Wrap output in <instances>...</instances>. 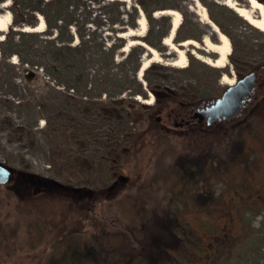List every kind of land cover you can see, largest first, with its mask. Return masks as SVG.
<instances>
[{"label": "rangeland", "instance_id": "374dc122", "mask_svg": "<svg viewBox=\"0 0 264 264\" xmlns=\"http://www.w3.org/2000/svg\"><path fill=\"white\" fill-rule=\"evenodd\" d=\"M14 1L0 0V14L12 15L9 27L0 31V160L95 195L87 201L60 189L39 194L31 184H22L17 193V175L0 184V264H150L139 240L149 239L146 229L166 228L157 216L170 218L178 245L172 260L156 264H264V204L243 205L238 223L223 226L214 200L235 164L264 181V87L256 89L234 122L176 126L166 117L168 106L220 97L229 86L224 75L237 79L238 67L264 60V31L228 0H118L117 7L131 11L136 6L138 18L141 12L146 16L145 32L133 36L128 35L132 28H107L114 13L110 0H64L59 30L56 3L20 0L15 6ZM233 1L258 15L248 0ZM140 2L153 10V18ZM201 6L230 39L232 51L223 67L196 55L217 57L203 42L205 36L218 38L202 18ZM171 8L181 13L175 43L192 38L200 45L179 46L187 51L186 66L176 64L177 53L163 38L155 60L144 45H128L133 39L151 46L148 40L171 25L170 15L155 13ZM22 15L36 26L42 16L46 25L25 31L15 23ZM135 31H141L139 25ZM80 35L84 43L72 48L69 44L76 45ZM121 38L125 47L113 55V63L103 48ZM133 47L144 51L137 78L145 95L129 91L138 89L126 77L132 72L128 55ZM145 61L149 65L140 75ZM168 90L173 91L170 99L165 98ZM141 104L155 108L153 118H164L151 121ZM251 126L256 131L244 133ZM120 175L127 180L110 189ZM132 204L138 210L133 220L124 213ZM134 223L142 230L140 238ZM69 233L84 239L82 254L63 253L68 244L62 237Z\"/></svg>", "mask_w": 264, "mask_h": 264}, {"label": "trees", "instance_id": "16d2710c", "mask_svg": "<svg viewBox=\"0 0 264 264\" xmlns=\"http://www.w3.org/2000/svg\"><path fill=\"white\" fill-rule=\"evenodd\" d=\"M261 1V0H260ZM264 2V0H262ZM50 3H56L57 6L59 7V12L56 17V27L58 30L61 27L62 22H64L62 16H61V9L60 7L63 5L64 0H50ZM119 3L118 0H110L109 4L111 6V9L114 10V13L112 14V17L108 19V25L107 28L112 29L115 31L117 27L120 25V29H125V28H136L138 23V8L136 6L132 7L131 11H124L123 9L117 7V4ZM20 4V0H15L14 5L18 6ZM143 10L150 15L151 18L152 16V11L150 10L149 6L145 4L144 2H140ZM70 4H68L69 6ZM39 9V8H36ZM35 11V9H34ZM44 15L47 19L48 25H51V21L48 18L49 16L44 12ZM125 16H127V21H125ZM162 18H167V16L163 15L161 16ZM15 23L20 24L22 26L24 25H36L33 22H29L28 20L25 19V16L22 15L20 18H17L15 20ZM51 27H53L51 25ZM151 31V30H150ZM152 32V31H151ZM159 36L156 38V40H148L149 44L152 47L158 48L157 42H161V39L164 38L168 34V29H162L161 31L158 32ZM58 35V34H57ZM78 43L76 45L69 44L72 48H80L82 44L84 43V38L82 35L79 36ZM73 42V41H72ZM125 47V41L123 38H121L120 43L118 44H112L110 46H106L103 48L104 52L108 54H112V62L114 63L113 55L117 52L119 48H124ZM143 48L138 47V48H131L129 55L132 58V72L126 73V77L130 78L129 82H134L137 86L138 89L136 88H131L129 91L133 96L136 95H145V90L141 84V82L137 78V73L138 69L141 65V58L143 54ZM33 61V60H31ZM29 62V61H27ZM30 63V62H29ZM108 65L111 63L109 60L106 62ZM264 65V60H262L260 63H255L253 65H249L248 67L242 66L238 67L237 70H239L238 77H242L243 74L253 71V69H256L257 66H262ZM132 76V77H131ZM107 80H113V77L107 75L106 76ZM130 85V84H128ZM124 90L127 89L128 86H123ZM123 90V91H124ZM173 94V91L168 90L165 94V98L170 99L172 98L171 95ZM209 99L205 98L203 101H207ZM135 103H140L138 100L134 99L133 100ZM201 101V102H203ZM198 103L196 102H188V104H184L181 106H168L166 107V115L169 114L170 112H176V113H185L190 111L193 107H195ZM144 108H147L152 114L150 118L151 121L155 122L157 121L156 118H153V112H155V108L143 105L141 104ZM165 109V108H164ZM157 111V110H156ZM161 111V110H158ZM159 113V112H158ZM256 131L255 126H251L247 129H245L246 134H253V132ZM133 138V135L131 136V139ZM133 140V139H132ZM120 168H123V166L120 164ZM228 176V181L225 189L217 196L215 197V204L219 208L220 213L218 214V220L219 223L223 226H226L229 222L237 224L239 217H240V210L243 205H245V208L248 206H253L259 208L260 205L264 204V181H261L257 176H255L253 173H246L243 169H241L238 165L235 164L234 169L229 170L227 173ZM22 185H19L18 188H13L14 192L17 191V193L21 190L19 187ZM47 190V192L52 193L48 189L41 188L40 191L38 192L39 194L42 193L43 191ZM109 190V189H108ZM37 193V192H34ZM68 193V192H67ZM94 193V192H93ZM77 195H80L84 197V200L90 201L93 198V195L90 192L87 191H81L76 193ZM37 195V194H36ZM130 200V199H127ZM136 205L132 204L131 209L128 211H125V215L129 216L132 220L135 218L133 214L137 212L136 210ZM157 220H159L161 223L166 222V228H162V230L159 232L157 231L156 228H150L146 229L144 233L148 234L146 238H149L148 240H139L144 244V248L146 250V258L150 262V264H156L159 262L160 259L162 258H168L172 260L175 257V246L176 244L178 245L177 241V236L172 228V221L170 218H164L157 216ZM212 221V219H207L205 221V224H209ZM170 224V226H169ZM165 227V226H164ZM134 228V233L136 234L137 237H139L138 231L140 228L138 227V224H133ZM142 231V230H140ZM145 235V234H144ZM65 239V242L68 244V247L64 250V254L68 256L70 255H76V254H82L84 252V239L82 236H77L74 235L73 233H69L67 236L64 235L62 239ZM140 238V237H139ZM144 242V243H143ZM58 257L55 255L52 260L56 261ZM74 258V257H73ZM203 257L199 258L200 263L203 261Z\"/></svg>", "mask_w": 264, "mask_h": 264}, {"label": "bare ground", "instance_id": "6f19581e", "mask_svg": "<svg viewBox=\"0 0 264 264\" xmlns=\"http://www.w3.org/2000/svg\"><path fill=\"white\" fill-rule=\"evenodd\" d=\"M248 1L250 5L254 9H256V11L258 12V15L253 14L252 11H248L246 8L242 6H238L237 3L234 2L233 0H228L226 4L234 8L236 12H238L239 15L245 17L249 21L250 24H252L253 26H256L261 31L262 30L264 31V4L262 2H259L258 0H248ZM8 4L9 2H4L3 6H7ZM200 8L201 9L199 12L202 18L212 26L214 32L216 33V37L218 38V41H215L212 36H205L203 38V42L206 48L208 49V51L216 53L217 57L215 59H211V58L204 57L199 53H197L196 55L197 57H199L200 59H202L203 61L211 65H214L216 67H223L227 64L229 54L232 51L230 39L223 31L219 29L217 24L211 20L208 10L204 6H201ZM158 13H162V14L166 13L170 15L171 25L173 24V27H172L170 34L165 36V39L163 42L164 44L169 45L170 48H172L177 53L176 64H179L181 66H186V63L188 61L187 51L180 48L174 41V37L181 23V13L178 10L173 9V8L160 10L156 12L155 15H157ZM39 19L40 20H39L38 26L36 27L26 26L23 28V30L32 31V30H38V29L45 27L46 22L44 18L42 16H39ZM11 20H12V15L10 12H5V13L0 14V31H5L11 24ZM138 25L141 31L137 32L135 31L134 28H132L128 32L129 36L143 35V33L145 32L147 28V19H146V16L142 12L139 16ZM122 34H125V33H122ZM134 43H139V44L144 45L147 48V50L150 52L154 60L157 58V56H159V52L157 49L147 46L145 43L139 40L131 39L128 45H132ZM182 45L183 46L194 45V46L200 47L198 41L192 38L184 40L182 42ZM148 65H149L148 61H145L143 63V66L141 70L139 71L140 75L142 74L143 70L148 67ZM223 80L229 85L235 83V78L234 77L231 78L227 75L223 76ZM149 102H151V100Z\"/></svg>", "mask_w": 264, "mask_h": 264}, {"label": "water", "instance_id": "95a60500", "mask_svg": "<svg viewBox=\"0 0 264 264\" xmlns=\"http://www.w3.org/2000/svg\"><path fill=\"white\" fill-rule=\"evenodd\" d=\"M172 27L173 24L170 26L168 34H170ZM184 40L187 39H183L182 41L178 42L177 45L183 46L182 42ZM257 68H259V66ZM255 79V70H253V72L245 74L239 79H236V82L234 84H230L220 97L201 102L199 104L198 110L195 112V116L199 117L201 121L207 118L208 123H211L222 118L230 119L238 115L239 113H241L240 111L242 110L244 103L247 102V100L251 99L250 95L256 83ZM16 175L20 177L19 184L34 185L36 192H39L41 188L50 190L60 189L71 192H91V190L65 184L54 178L39 176L35 172L25 170L17 171L14 166H11L0 160V184L10 182ZM126 180V176L120 175L119 180H116L110 186V189L115 188L120 182H125Z\"/></svg>", "mask_w": 264, "mask_h": 264}, {"label": "flooded vegetation", "instance_id": "af4514ba", "mask_svg": "<svg viewBox=\"0 0 264 264\" xmlns=\"http://www.w3.org/2000/svg\"><path fill=\"white\" fill-rule=\"evenodd\" d=\"M256 83L254 85V88L252 89V93L250 95V98L249 100H247V102L244 103V106L242 108V110L240 111L241 113H239L238 115L230 118V119H225V118H222L218 121H215V122H211V123H208L207 121V118H205L204 120H200L199 117H196L195 116V112L198 110L199 108V104L196 105L195 107H193L190 111L188 112H185V113H176V112H170L169 114H167V118L168 120H174V124L176 126H187V125H190L192 123H201V124H205L207 126H213L215 124H218V123H221V122H234L236 120V118L238 116H240L241 114H243L244 110L249 106V104L252 102L253 100V97H254V93L257 91L256 89L258 87H264V66H261L259 68H256ZM164 118L163 115H158L156 116V119L158 121L162 120ZM180 120V123H178L177 121Z\"/></svg>", "mask_w": 264, "mask_h": 264}]
</instances>
